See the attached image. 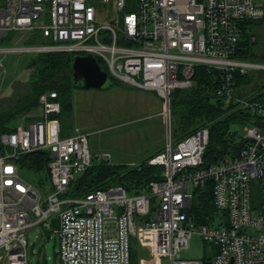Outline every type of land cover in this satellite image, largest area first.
Listing matches in <instances>:
<instances>
[{
	"label": "built area",
	"instance_id": "1",
	"mask_svg": "<svg viewBox=\"0 0 264 264\" xmlns=\"http://www.w3.org/2000/svg\"><path fill=\"white\" fill-rule=\"evenodd\" d=\"M263 18L258 0H0V44L11 33L37 32L41 40L22 48L7 41L0 54L91 55L110 77L155 93L168 132L148 160L163 168L161 179L144 193L109 186L67 197L75 178L108 156L93 155L78 129L63 135L58 94H43L41 119L0 136V264H29L28 233L51 229L53 220L60 264H131L135 247L148 253L139 264H264V101L238 97L235 88V76L264 71L240 53L245 25ZM199 67L221 72L226 106L258 117L245 127V147L210 165L208 128L171 139L172 93L191 88ZM35 152L49 158L43 189L21 176L20 159ZM209 185L213 210L200 222L192 214L204 207L196 191ZM195 235L212 257H181Z\"/></svg>",
	"mask_w": 264,
	"mask_h": 264
},
{
	"label": "trees",
	"instance_id": "2",
	"mask_svg": "<svg viewBox=\"0 0 264 264\" xmlns=\"http://www.w3.org/2000/svg\"><path fill=\"white\" fill-rule=\"evenodd\" d=\"M263 21L264 18L245 25L240 51L244 58L260 63H264V61H257L253 51L256 38L253 35H247V28L250 25L258 26ZM39 35L40 33L37 32L26 34L23 44L40 43ZM253 38L254 41H252ZM74 56L72 53L64 52L33 54V59L27 66H32L34 69L30 76V92L21 97L16 105L0 112V136L4 133L14 132L17 129L16 121L20 117L36 111L40 107L41 96L46 92L55 91L58 94V100L62 106L59 119L63 115L66 117L71 115L73 110L72 91L73 89H81L73 83L72 64ZM98 63L102 70L107 71L102 62L98 61ZM110 78L111 88L122 84L113 77ZM221 82V72L199 67L196 69L194 84L191 88L176 90L172 93L171 139L174 138L172 141L177 143L202 128H208L210 133L209 144L204 154L207 165L236 156L247 144V140L242 137L239 128L245 125H254L258 119L255 114L235 105L226 106L223 100L218 97ZM235 88L238 97L264 101V71L245 76H235ZM180 96H182L181 99ZM28 121L36 120L30 118ZM179 134L181 135L179 136ZM150 158L138 166L114 167L108 161L96 162L91 168L75 178L70 184L66 196L81 197L92 191L105 190L109 186H123L129 195L142 194L148 189L152 181L161 179L163 172L162 167L148 164ZM48 161V154L35 152L23 156L19 163L34 172L41 174L43 172L48 180ZM211 192L212 185L196 191V196L199 195L196 200L199 203L202 202L204 207L199 209L198 205L195 206L192 214L200 222L205 221V215L213 210ZM139 251L138 247L133 248L131 264H139Z\"/></svg>",
	"mask_w": 264,
	"mask_h": 264
},
{
	"label": "rangeland",
	"instance_id": "3",
	"mask_svg": "<svg viewBox=\"0 0 264 264\" xmlns=\"http://www.w3.org/2000/svg\"><path fill=\"white\" fill-rule=\"evenodd\" d=\"M258 1L264 5V0ZM247 29V35L256 38L253 51L257 61L263 62L264 21L258 26L250 25ZM23 35L24 33L10 34L8 38L2 40L0 47H4L6 41L10 40H14L12 45L16 47H24L22 41L16 42ZM32 59L31 53L0 54V61L3 64V67H0V101L6 99L3 101L4 106L6 102L9 103L6 108L16 103L20 97L29 94L30 76L34 69L27 66ZM74 106L72 116L63 115L61 118L64 128L69 132L67 135L71 133L73 126L77 125L74 130L78 129L88 135L93 155H107V161L114 167L138 166L149 155L162 151L168 141L167 124L162 116L164 103L153 92L135 89L125 84L102 91H78ZM170 110L172 112V106ZM23 124H26V121L21 118L19 125ZM246 126L248 125L239 128L242 137L245 135ZM172 139L174 141V138ZM20 166L22 179L42 188L39 180L45 178L44 173L24 168L22 164ZM28 238L29 264H57L54 254L56 238L52 232L47 233L44 227H37L28 233ZM212 251L210 244L204 243L195 235L191 239L190 248L183 251L181 257L201 260L205 255L212 257L214 255ZM139 253V261L142 257H148L147 251L140 250Z\"/></svg>",
	"mask_w": 264,
	"mask_h": 264
},
{
	"label": "water",
	"instance_id": "4",
	"mask_svg": "<svg viewBox=\"0 0 264 264\" xmlns=\"http://www.w3.org/2000/svg\"><path fill=\"white\" fill-rule=\"evenodd\" d=\"M72 77L74 85L81 89L107 90L112 87L109 74L101 69L98 61L91 55L74 56Z\"/></svg>",
	"mask_w": 264,
	"mask_h": 264
},
{
	"label": "crops",
	"instance_id": "5",
	"mask_svg": "<svg viewBox=\"0 0 264 264\" xmlns=\"http://www.w3.org/2000/svg\"><path fill=\"white\" fill-rule=\"evenodd\" d=\"M23 38H25V34L22 36ZM88 91V90H86V89H73V91H72V94H71V100H72V106H73V110H72V113H71V116H72V114H73V111H74V99H75V97H76V93L78 92V91ZM89 91H102V90H89ZM20 99H21V97H20ZM19 99V100H20ZM19 100L16 102V103H14V104H10V106H9V108H11L12 106H14V105H16L18 102H19ZM3 101L5 102L6 101V99H3ZM3 101H0V112H2V111H6V110H8L9 108H6V106L9 104L8 102H6L7 104L4 106V102ZM39 104H40V102H39ZM4 108H6V109H4ZM34 114V115H33ZM32 116H34V117H32ZM21 118H23L25 121H26V124H28L29 123V121H28V119H30V118H32V119H35V118H37L36 120H38V119H41L42 118V109H41V105H40V107L36 110V111H34L33 113H29V114H26V115H24V116H22V117H20L16 122H17V125H16V128H18L19 126H23V125H26V124H23V125H19L20 124V119ZM61 120V119H60ZM28 121V122H27ZM75 127H78L77 125H74L73 126V128L71 129V132H72V130H74L75 129ZM61 129H62V134H64V135H67L69 132H67V130L64 128V126H63V123H62V121H61ZM156 152H158V151H156ZM155 152V153H156ZM154 153V154H155ZM153 154H151V155H149V157L148 158H150L151 156H152ZM148 158H146L145 160H147ZM134 165V164H133ZM46 179V180H45ZM43 180H44V183H46V185L48 184V180H47V177H45V178H43ZM52 228L53 229H55V228H57L58 227V223H57V221L56 220H53L52 222ZM52 228L51 229H47V228H45L44 227V229H46L47 230V233H53L54 234V236H55V238H56V244H55V249H56V251H55V261H56V263L57 264H60L59 262V240H58V236L54 233V231L52 230ZM36 229V228H35Z\"/></svg>",
	"mask_w": 264,
	"mask_h": 264
}]
</instances>
